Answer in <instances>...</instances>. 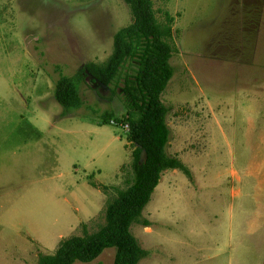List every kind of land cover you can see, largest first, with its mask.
<instances>
[{"label":"rangeland","instance_id":"1","mask_svg":"<svg viewBox=\"0 0 264 264\" xmlns=\"http://www.w3.org/2000/svg\"><path fill=\"white\" fill-rule=\"evenodd\" d=\"M154 9L161 23L166 11L175 18L178 48L162 95L167 152L191 174L163 172L131 227L148 252L139 264H264V0ZM132 21L124 0H0V264H36L63 239L96 232L129 186V129L102 117L126 113L123 79L115 90L86 76L70 111L55 89L61 74L105 62ZM115 256L109 247L74 264Z\"/></svg>","mask_w":264,"mask_h":264},{"label":"trees","instance_id":"2","mask_svg":"<svg viewBox=\"0 0 264 264\" xmlns=\"http://www.w3.org/2000/svg\"><path fill=\"white\" fill-rule=\"evenodd\" d=\"M124 1L131 8L133 21L115 34L112 54L105 62H89L76 75L61 74L55 96L64 109L70 111L82 104L80 85L86 76L91 75L101 86H114L113 89L119 88L123 79L120 88L126 113L115 117L114 113L106 112L102 117L103 123L114 118L129 126L127 139L134 146L129 186L119 189L109 202L105 223L96 232L63 239L55 253L40 254L36 264L91 262L109 247L116 248L114 264H139L148 252L131 227L141 221L163 172L178 169L191 174L181 159L167 152L172 134L167 122L170 108L162 95L175 74L171 63L178 52L173 39L175 18L166 11V22H159L154 0ZM129 62L133 64L134 73L124 71ZM143 150L146 154L142 161ZM144 223L149 225L147 220Z\"/></svg>","mask_w":264,"mask_h":264},{"label":"water","instance_id":"3","mask_svg":"<svg viewBox=\"0 0 264 264\" xmlns=\"http://www.w3.org/2000/svg\"><path fill=\"white\" fill-rule=\"evenodd\" d=\"M145 154H146V151L143 150L142 155H141V160H142V161L145 159Z\"/></svg>","mask_w":264,"mask_h":264},{"label":"built area","instance_id":"4","mask_svg":"<svg viewBox=\"0 0 264 264\" xmlns=\"http://www.w3.org/2000/svg\"><path fill=\"white\" fill-rule=\"evenodd\" d=\"M125 127L129 129V126H128V124H127V125H125Z\"/></svg>","mask_w":264,"mask_h":264}]
</instances>
